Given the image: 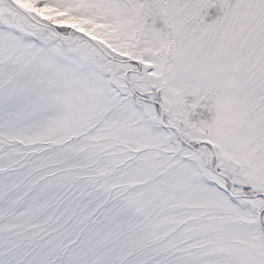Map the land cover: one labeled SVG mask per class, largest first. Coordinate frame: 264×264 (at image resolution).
I'll list each match as a JSON object with an SVG mask.
<instances>
[{"label": "snow or ice", "instance_id": "obj_1", "mask_svg": "<svg viewBox=\"0 0 264 264\" xmlns=\"http://www.w3.org/2000/svg\"><path fill=\"white\" fill-rule=\"evenodd\" d=\"M0 264H264V0H0Z\"/></svg>", "mask_w": 264, "mask_h": 264}]
</instances>
